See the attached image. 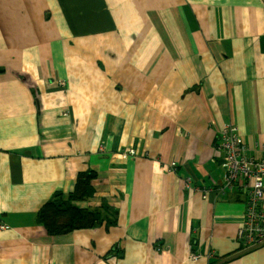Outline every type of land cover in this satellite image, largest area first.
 <instances>
[{
  "label": "crops",
  "instance_id": "obj_1",
  "mask_svg": "<svg viewBox=\"0 0 264 264\" xmlns=\"http://www.w3.org/2000/svg\"><path fill=\"white\" fill-rule=\"evenodd\" d=\"M230 124L264 158V0H0V264H264L218 190ZM89 170L73 207L118 223L50 234Z\"/></svg>",
  "mask_w": 264,
  "mask_h": 264
},
{
  "label": "built area",
  "instance_id": "obj_2",
  "mask_svg": "<svg viewBox=\"0 0 264 264\" xmlns=\"http://www.w3.org/2000/svg\"><path fill=\"white\" fill-rule=\"evenodd\" d=\"M65 83L64 80L60 84ZM225 150V191L241 192L245 198L246 223L239 235L245 243L264 241V158L249 154L236 125L221 133ZM196 258V256H192Z\"/></svg>",
  "mask_w": 264,
  "mask_h": 264
},
{
  "label": "trees",
  "instance_id": "obj_3",
  "mask_svg": "<svg viewBox=\"0 0 264 264\" xmlns=\"http://www.w3.org/2000/svg\"><path fill=\"white\" fill-rule=\"evenodd\" d=\"M95 172L89 170L80 173L74 191L64 194L62 190L57 191L53 197L46 202V205L40 210V220L48 232L52 235H62L77 227L93 224L97 226L107 218L108 225L118 223V211L107 202H103L100 208L95 211L81 210L73 207L72 199L91 195L94 188L90 185ZM68 196V197H67Z\"/></svg>",
  "mask_w": 264,
  "mask_h": 264
},
{
  "label": "bare ground",
  "instance_id": "obj_4",
  "mask_svg": "<svg viewBox=\"0 0 264 264\" xmlns=\"http://www.w3.org/2000/svg\"><path fill=\"white\" fill-rule=\"evenodd\" d=\"M243 140H244V138H243ZM244 143L246 144V142H245V140H244ZM246 146L248 147V145L246 144ZM220 149L221 150H223V156H222V158H221V166H222V168H223V170H224V174H225V167H224V165H223V162H224V156H225V150H224V148H223V146H222V141H221V138H220ZM129 153H131V154H136V151L134 150V148H132V147H129L128 148V150H127ZM172 167L175 169L176 167H177V165H178V163H177V160L176 161H173L172 163ZM173 169V170H174ZM186 177V179H185V181H186V185H187V187L188 186H191V181H192V179H191V177H189V176H185ZM224 183H225V181H224V175H223V179H222V182H221V184L219 185V187H218V190H219V192L221 193V194H225V193H227L228 191L227 190H223L222 189V187L224 186ZM202 189H204L205 190V188H202ZM241 193V192H240ZM242 195H243V193H241ZM205 196H206V194H205ZM244 196V195H243ZM242 205H244V210H243V213H244V216H245V221H244V223L242 224V226L240 227V229H239V232H240V230L244 227V225H245V223H246V214H245V198H244V202L242 203ZM2 227H4V225H2ZM238 239H239V241H240V244L242 245V250H250V249H252V248H254V247H259V246H262V245H264V241H262V242H251V243H245V241L242 239V238H240V235H239V233H238ZM196 256V258H194L195 260H197V259H200V257L202 256V254H199V253H192V256ZM193 258V257H192Z\"/></svg>",
  "mask_w": 264,
  "mask_h": 264
},
{
  "label": "rangeland",
  "instance_id": "obj_5",
  "mask_svg": "<svg viewBox=\"0 0 264 264\" xmlns=\"http://www.w3.org/2000/svg\"><path fill=\"white\" fill-rule=\"evenodd\" d=\"M127 16L130 18V19H133V17H134V13H135V10H134V8H127Z\"/></svg>",
  "mask_w": 264,
  "mask_h": 264
}]
</instances>
